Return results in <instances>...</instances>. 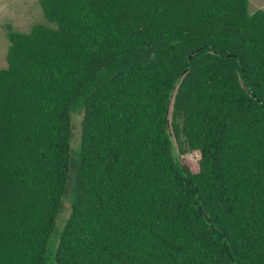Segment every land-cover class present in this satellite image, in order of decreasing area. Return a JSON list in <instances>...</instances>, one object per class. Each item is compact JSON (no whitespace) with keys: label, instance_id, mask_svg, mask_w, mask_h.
I'll return each mask as SVG.
<instances>
[{"label":"trees","instance_id":"obj_1","mask_svg":"<svg viewBox=\"0 0 264 264\" xmlns=\"http://www.w3.org/2000/svg\"><path fill=\"white\" fill-rule=\"evenodd\" d=\"M40 5L48 24L8 26L0 69V264H49L73 180L56 264H264V10ZM186 70L170 119L180 162L166 114ZM73 113L83 114L77 159Z\"/></svg>","mask_w":264,"mask_h":264},{"label":"rangeland","instance_id":"obj_2","mask_svg":"<svg viewBox=\"0 0 264 264\" xmlns=\"http://www.w3.org/2000/svg\"><path fill=\"white\" fill-rule=\"evenodd\" d=\"M260 9L264 10V0H249V11L251 13ZM39 24H48L41 8L40 0H0V69L7 67V53L10 46L7 38L8 26H11L16 31L28 33L34 26ZM82 120L83 114H72L73 133L71 148L73 159L78 158L81 149ZM184 157L195 161L200 158V154L187 151ZM71 170L72 172L75 171L74 165L71 166ZM70 178L73 179L71 176ZM74 189V180L69 181L66 195L63 197L56 224L48 243L49 264H56L55 254L74 204Z\"/></svg>","mask_w":264,"mask_h":264},{"label":"water","instance_id":"obj_3","mask_svg":"<svg viewBox=\"0 0 264 264\" xmlns=\"http://www.w3.org/2000/svg\"><path fill=\"white\" fill-rule=\"evenodd\" d=\"M195 53H197V52H195ZM195 53H193L192 55H194ZM187 72H188L187 70L184 71L179 76V78L175 81V84H174L173 89H172L171 94H170L169 103H168V107H167V114H166L167 135L169 137V140L171 142V145H172V148H173V150L175 152V155L179 158L180 162H182V159L180 158L181 156H180V153H179V150H178V146H177V143L175 141V138H174L172 130H171L170 119H171V112H172V108H173V102H174L176 91H177V89L179 87V84H180L181 80L185 77ZM251 95L256 98V96H255V94L253 92H251Z\"/></svg>","mask_w":264,"mask_h":264}]
</instances>
